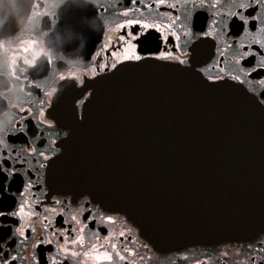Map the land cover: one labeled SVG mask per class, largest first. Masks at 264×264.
<instances>
[{"label":"flooded vegetation","instance_id":"flooded-vegetation-1","mask_svg":"<svg viewBox=\"0 0 264 264\" xmlns=\"http://www.w3.org/2000/svg\"><path fill=\"white\" fill-rule=\"evenodd\" d=\"M261 29L264 7L255 0H32L22 24L0 37V264H94L85 255L93 246L113 254L112 264H264V230L247 241L159 251L125 215L53 187L47 174L67 134L51 116L60 86L81 89L126 62L155 60L231 81L264 107ZM130 32L148 37L139 54L149 58H124L120 37ZM89 94L75 101L78 113Z\"/></svg>","mask_w":264,"mask_h":264},{"label":"water","instance_id":"water-1","mask_svg":"<svg viewBox=\"0 0 264 264\" xmlns=\"http://www.w3.org/2000/svg\"><path fill=\"white\" fill-rule=\"evenodd\" d=\"M32 0H0V37ZM90 90L78 113L75 101ZM51 116L67 131L53 187L119 212L159 251L247 241L264 230V107L242 86L155 60L63 84Z\"/></svg>","mask_w":264,"mask_h":264},{"label":"snow or ice","instance_id":"snow-or-ice-1","mask_svg":"<svg viewBox=\"0 0 264 264\" xmlns=\"http://www.w3.org/2000/svg\"><path fill=\"white\" fill-rule=\"evenodd\" d=\"M133 4H135L136 0H132ZM156 3L159 5H164L166 4V0H156ZM203 3V0H201V4ZM255 4L260 5L261 7H264V0H255ZM171 7H175V5H170ZM213 7H215V3L212 4ZM254 5L252 4H245V3H241L239 5V7L244 8V7H252ZM127 13H125L126 15ZM257 17H253V19H256ZM241 19L244 20L245 23H247V18L246 17H241ZM127 26H131L134 24H140V21H132V20H128L126 22ZM143 28L147 29L149 27H155L157 29V31L161 30V26L160 25H148L147 23L142 24L141 25ZM119 28H124L125 25H119ZM261 34L264 35V29L260 30ZM207 35V33L205 34ZM120 39L122 41L125 42L126 45V50L124 52V58L125 59H134V60H140L142 58L146 59L149 57H142L139 54V50L143 49L144 45L147 43L148 41V37H143L141 38V36L137 33V32H130L127 34V37L125 36H121ZM257 43H259L261 45V47H264V39L261 40H257ZM149 51H151L149 49ZM158 51V49H157ZM247 55V53H245ZM155 59H160L162 58V54L161 56H156L153 57ZM181 63H183V61H181ZM264 66V65H262ZM63 78V77H62ZM21 212L23 211V208H21L20 210ZM18 213L13 212L12 215H17ZM0 215H4L3 212H0ZM75 219V218H74ZM111 219V218H109ZM80 242L82 243V238H79ZM76 241H73V243H75ZM113 249H115V245H112ZM86 256H90L92 258V260L94 261V264H104V262H107V264H112L113 262V254L109 253V252H99L98 250L95 249V246H93V251L91 253H85ZM115 255L118 256L121 260L124 259L123 256L120 255V253L118 251L115 252Z\"/></svg>","mask_w":264,"mask_h":264},{"label":"clouds","instance_id":"clouds-1","mask_svg":"<svg viewBox=\"0 0 264 264\" xmlns=\"http://www.w3.org/2000/svg\"><path fill=\"white\" fill-rule=\"evenodd\" d=\"M4 21H3V19H0V24H2Z\"/></svg>","mask_w":264,"mask_h":264}]
</instances>
